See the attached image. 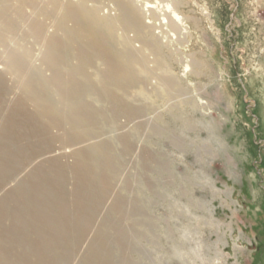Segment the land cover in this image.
<instances>
[{
	"label": "rangeland",
	"instance_id": "1",
	"mask_svg": "<svg viewBox=\"0 0 264 264\" xmlns=\"http://www.w3.org/2000/svg\"><path fill=\"white\" fill-rule=\"evenodd\" d=\"M147 6L152 34L117 30L100 48L133 60L131 88L85 51L73 70L78 45L48 66L6 3L0 264H264V0Z\"/></svg>",
	"mask_w": 264,
	"mask_h": 264
},
{
	"label": "bare ground",
	"instance_id": "2",
	"mask_svg": "<svg viewBox=\"0 0 264 264\" xmlns=\"http://www.w3.org/2000/svg\"><path fill=\"white\" fill-rule=\"evenodd\" d=\"M10 1L13 0H0V24L8 31L16 30L6 19L7 11L5 5ZM17 2L19 8H15L13 14L28 28L30 36L32 35L37 43L46 47L43 59L51 68H54L55 64L61 66L62 61H68V55L72 52L69 49L76 45L80 47L77 49L76 54H74L81 62L79 66L72 68L73 70L81 68L84 62L82 57L85 55V52L90 57H97L100 60L105 59L109 55H105L104 51H100V48L103 47V41L106 39L105 36L114 38L117 30H120L125 40L131 43L129 33H134V37L136 38L152 34L155 26L151 21L158 19L154 12L151 11L152 6L146 7L148 9L147 13L138 8L139 0H17ZM106 2L111 6L104 5L105 7L108 6L107 8L98 6L100 4H107ZM91 3H95V5H90ZM25 9H30V17L24 13ZM110 9H114L115 16L114 14L113 16H104L105 10L109 12ZM39 16L44 21L38 22V20L34 19ZM148 18L150 21H147ZM3 35L0 36L1 44H5L6 39H9L8 42L16 40V34L9 33ZM23 54L30 59L32 58V55L27 51H24ZM12 58L13 56H11L10 60L9 57L11 62L7 63V68L10 71L16 72V70L24 69L23 66L15 64ZM102 61L106 66L103 79L107 75L106 73H110L111 76H108L111 78V85L119 87L126 84L127 87L131 88L141 85L134 78V71L132 70L133 60L125 59L126 63L124 64H119L109 59L108 61ZM139 65L151 78L145 59H141ZM45 84L47 83L45 82ZM44 99L48 101L47 105L49 107L50 99ZM48 109V113L51 115L54 111L52 108ZM91 142L92 140H87L79 144H71L65 147L67 148L65 151L69 149L67 153L70 151L81 153L80 148L77 147L90 145ZM49 153L52 154V152ZM39 158L41 159L43 156Z\"/></svg>",
	"mask_w": 264,
	"mask_h": 264
}]
</instances>
